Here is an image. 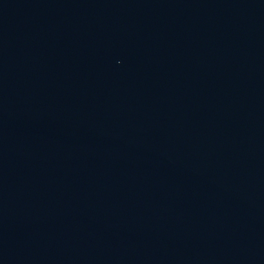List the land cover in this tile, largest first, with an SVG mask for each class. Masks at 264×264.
Returning a JSON list of instances; mask_svg holds the SVG:
<instances>
[{
  "label": "water",
  "instance_id": "water-1",
  "mask_svg": "<svg viewBox=\"0 0 264 264\" xmlns=\"http://www.w3.org/2000/svg\"><path fill=\"white\" fill-rule=\"evenodd\" d=\"M0 264H264V0H0Z\"/></svg>",
  "mask_w": 264,
  "mask_h": 264
}]
</instances>
